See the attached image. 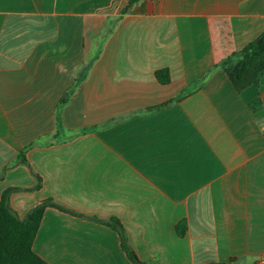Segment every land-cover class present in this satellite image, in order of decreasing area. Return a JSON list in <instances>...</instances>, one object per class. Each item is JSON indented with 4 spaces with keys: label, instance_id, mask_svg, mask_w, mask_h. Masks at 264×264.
<instances>
[{
    "label": "crops",
    "instance_id": "1",
    "mask_svg": "<svg viewBox=\"0 0 264 264\" xmlns=\"http://www.w3.org/2000/svg\"><path fill=\"white\" fill-rule=\"evenodd\" d=\"M263 33L264 0H0V201L117 218L146 264H264V75L240 94L222 68ZM33 249L133 264L112 227L53 207Z\"/></svg>",
    "mask_w": 264,
    "mask_h": 264
},
{
    "label": "trees",
    "instance_id": "2",
    "mask_svg": "<svg viewBox=\"0 0 264 264\" xmlns=\"http://www.w3.org/2000/svg\"><path fill=\"white\" fill-rule=\"evenodd\" d=\"M260 40V43L257 41ZM258 40L249 43L243 49L234 52L223 63L222 68L228 75L230 81L238 93H243L251 86L259 87L261 78L264 75V33ZM156 78L162 85L171 82L169 69H161L156 72ZM180 100V97L172 99L152 110H161ZM66 102V97L62 103ZM27 150L19 152L17 161L13 166L26 165L31 169L37 179V184L27 191H38L42 188V178L35 173L27 160ZM11 167H8L9 169ZM4 173L0 174V180ZM25 191L20 188H10L4 191L0 201V264H49L41 258L33 249L45 210L48 207L57 208L74 216L94 220L112 227L118 232L122 246L133 264H146L142 261L135 250L131 247L127 233L122 223L117 218L104 221L94 217L81 215L69 210L52 199H47L33 208L26 217L21 218L17 211L11 206V195L15 192ZM187 222L182 220L177 225V232L184 236L187 231Z\"/></svg>",
    "mask_w": 264,
    "mask_h": 264
},
{
    "label": "water",
    "instance_id": "3",
    "mask_svg": "<svg viewBox=\"0 0 264 264\" xmlns=\"http://www.w3.org/2000/svg\"><path fill=\"white\" fill-rule=\"evenodd\" d=\"M257 43H260V40H258Z\"/></svg>",
    "mask_w": 264,
    "mask_h": 264
}]
</instances>
